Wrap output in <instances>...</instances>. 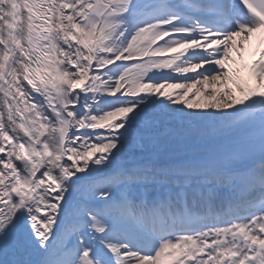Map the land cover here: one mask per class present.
Wrapping results in <instances>:
<instances>
[{
    "label": "snow or ice",
    "instance_id": "snow-or-ice-1",
    "mask_svg": "<svg viewBox=\"0 0 264 264\" xmlns=\"http://www.w3.org/2000/svg\"><path fill=\"white\" fill-rule=\"evenodd\" d=\"M0 264H264V0H0Z\"/></svg>",
    "mask_w": 264,
    "mask_h": 264
},
{
    "label": "bare ground",
    "instance_id": "bare-ground-1",
    "mask_svg": "<svg viewBox=\"0 0 264 264\" xmlns=\"http://www.w3.org/2000/svg\"><path fill=\"white\" fill-rule=\"evenodd\" d=\"M138 127L143 129V123H140ZM195 147L196 145L185 138L177 126L161 121L147 133L143 140L126 145L125 152L144 155L165 163L182 158Z\"/></svg>",
    "mask_w": 264,
    "mask_h": 264
}]
</instances>
